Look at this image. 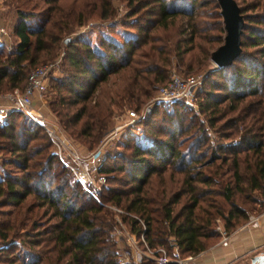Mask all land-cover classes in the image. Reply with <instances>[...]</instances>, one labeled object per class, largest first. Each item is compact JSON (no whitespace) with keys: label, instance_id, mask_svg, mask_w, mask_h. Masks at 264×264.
I'll return each instance as SVG.
<instances>
[{"label":"trees","instance_id":"trees-1","mask_svg":"<svg viewBox=\"0 0 264 264\" xmlns=\"http://www.w3.org/2000/svg\"><path fill=\"white\" fill-rule=\"evenodd\" d=\"M40 1L35 11L14 7L15 43L6 52L0 47V93L20 89L30 65L54 55L63 34L88 23L87 2L84 12H74L61 0ZM124 1L118 25L133 32L122 30L120 40L111 24L107 34L98 30L92 39V28L74 32L60 55L63 70L46 80L54 93L50 111L86 150L107 130L114 107L126 103L137 109L152 95L153 83L166 81L168 53L179 65L183 54L198 48L185 63L189 69L222 41L216 0ZM89 5L99 20L114 17L110 0ZM236 5L242 16L240 50L230 64L207 69L194 94L204 122L193 125L197 114L186 116L182 101H168L170 108L154 104L133 123L151 127L130 138L132 143L122 142L127 157L106 153L97 168L105 177L100 202L142 219L151 246L167 248L172 236L182 255L198 253L264 203V0ZM173 24L170 38L165 31ZM0 139L9 154L2 162L12 169L0 176V207H10L0 211L12 214L9 222H0V264H120L110 235L112 212L59 162L43 128L12 111L0 124ZM35 139L42 140L28 146ZM29 214L35 218L25 228Z\"/></svg>","mask_w":264,"mask_h":264},{"label":"built area","instance_id":"built-area-1","mask_svg":"<svg viewBox=\"0 0 264 264\" xmlns=\"http://www.w3.org/2000/svg\"><path fill=\"white\" fill-rule=\"evenodd\" d=\"M5 30L0 26V46ZM8 50V46H5ZM61 55V54H60ZM57 59L29 68L23 86L0 93V124L8 113L19 111L33 123L42 127L51 143V149L59 162L77 180L80 186L97 202L112 212L110 235L113 239L116 260L120 264H187L192 255H182L172 236L167 237V248L151 246L145 237V224L138 216L114 204L100 202L98 192L105 182L102 173L97 172L103 155L104 145L121 129L143 116L145 109L136 113L134 109L124 110V119L107 130L99 143L91 150L80 152L70 137L61 132L52 122H48L40 107L46 90V80L56 70ZM201 79L200 75L178 74L173 70L164 83L158 84L148 104L156 101H182L194 105L193 93ZM40 102V103H39ZM264 211V203L262 205ZM133 219V222L132 220ZM224 235V234H223ZM264 243V238L262 239Z\"/></svg>","mask_w":264,"mask_h":264},{"label":"rangeland","instance_id":"rangeland-1","mask_svg":"<svg viewBox=\"0 0 264 264\" xmlns=\"http://www.w3.org/2000/svg\"><path fill=\"white\" fill-rule=\"evenodd\" d=\"M96 0H76L74 1L73 3L71 2V0H61V6L63 8H67V7H71L73 9L74 12H77L78 9L82 8L81 10H83L84 12V9L82 7V3L83 2H87V5L84 7L85 10H87L88 12H86L85 14L87 15V24L85 26H82V27H73V30L71 32H68V33H65L63 34L60 39H58V41L56 42L55 46H54V51H53V54L54 55H50L48 57H39V59L32 65H30L27 70L29 68H32L34 66H39V65H42V64H45L47 61H50V60H53V59H57L59 57V61L57 62V65H56V70H54L53 73H50V74H55L56 76H58L60 74V71L63 70V65L61 64V61H60V54L61 52L63 51L64 47L66 46V42L65 40L66 39H69L70 36H72L74 34V32H79L81 30L83 31H87L88 29L92 28L91 31H92V34L91 36H89L87 34V36H89L91 39L94 37V34L95 32H98L101 31V33H104L105 31L107 32L108 28L106 27L107 24H111V31H112V34L114 36V38H116L117 40H120L121 38V32L122 30H133V29H126L125 27H122V26H119L118 25V22L120 20V18H122V13L125 12L126 10V6H125V1L124 0H110L113 7H114V11H115V14H114V17L110 18V19H103V20H99L97 17H96V10H90V3L92 2H95ZM237 4H240V5H244L245 2L249 1V0H235ZM33 4L35 6H33ZM39 4H42L40 0H0V26H2L5 30V33L2 35V40H3V45H1L0 47L3 48V52H6L7 49L5 46H8L9 48L15 43V37L12 35L11 33V29L15 23V20H16V15H15V10H14V7L17 5L19 6L20 8L24 9L25 11H30V10H36V8L39 7ZM210 4L207 5L205 7V9H203L202 7V10H205L207 11V9L209 8ZM200 10V9H199ZM198 18V17H197ZM200 19H204V17H200ZM207 20H210V19H207ZM176 30V27H175V24H173L171 27H169L166 31H165V34L168 33V35H170V38L174 37V32ZM105 32V34H107ZM133 32V31H132ZM213 33H215V31H212ZM164 34V35H165ZM167 35V34H166ZM196 43H200L201 45H203V43L201 41H196ZM8 48V49H9ZM197 49L198 48H192L190 49L188 52H186L185 54H183V63L177 65L172 53H168L167 55L169 56V63L168 65L165 67L166 68V76H168V74L170 73L171 70H173L174 72L178 73V74H192V75H200L201 76V79L199 81V84L198 86H196V89L193 93V97L195 96V92L196 90L201 87V80L202 78L204 77L207 69L213 67V65L211 64V62L208 60V57L204 60H199L198 63L195 64V60H193L192 62V65L189 69H185V63L193 56H197ZM185 72V73H183ZM187 72V73H186ZM157 84L159 83H153L152 86L153 88H156ZM152 95H150L147 99H145L137 109H134L133 108V105L130 104V105H127L126 103H123L121 106L119 107H114L112 112H111V115L109 117V120L107 122V126H106V129L109 130L111 129L115 124L117 123H120L123 119H124V110L125 109H134L136 113H140L141 110L145 109L144 111V114L152 107V105L156 104V105H164L165 107H169L171 106V103L168 102V101H156L154 103H150L148 104V101L149 99L154 95L155 93V89L154 91H152ZM54 95V93L52 92V90H50L48 88V86H46V90H45V93H44V96H43V104L40 103L42 106L40 107L41 111L47 115V119H48V122H52V124H54L59 130H61L62 133H64L67 137H69L66 132L62 129L57 117L55 116V114L53 112L50 111L49 107H48V102L51 100L52 96ZM184 104V109H185V113H186V116H189L190 113H194V114H197V118L196 120L193 118L191 120V122L193 123V125H195L196 121L199 123L201 121H203V116L198 113V109H197V105H196V101H195V98H194V105H188L186 103H183ZM155 106V105H154ZM143 114V115H144ZM141 116H139V118H141ZM138 118V119H139ZM137 119V120H138ZM135 120V121H137ZM135 121L129 123V124H126L124 125L121 129H119L116 134L104 145V148H103V155L106 154V153H110L109 155H114V154H125V156L127 157V152H128V148H124L122 145V142H129V143H132V141H130L129 139L132 138V140H135L137 138H140L142 136V134L144 133V130L148 127H151L149 125H146L144 127L142 126H139L137 124H133ZM158 120L156 119V122ZM156 122H154L155 124H153V127L156 125ZM204 122V121H203ZM195 123V124H194ZM42 128V127H41ZM105 129V130H106ZM106 130V131H107ZM105 131V132H106ZM105 132L98 138V140L96 141L95 145L91 148H94L98 143L99 141L101 140V138L103 137V135L105 134ZM207 132L209 134V136L211 138H215V135L214 133L211 131L210 128H207ZM129 134V135H127ZM145 134V133H144ZM129 136V137H128ZM40 140L42 139H35L31 142H29L28 146H30L31 144H34L36 142H39ZM71 140L74 142V145L79 149V150H86L85 146L83 144H81L80 142L74 140L71 138ZM4 144V139H0V176L3 174V172H8L9 170H12L11 167H9L8 164H3L2 160L4 158H6L9 154L8 152L1 148V145ZM48 150V148H47ZM119 175V174H118ZM162 175L165 176V185L167 187H169V190L168 191H172L174 185L170 184L171 186H169V181H168V178H167V174L166 172L164 171L162 173ZM161 175V176H162ZM176 178V175L174 176ZM155 177L154 176H150L149 177V181H152L154 180ZM173 186V187H172ZM30 197H28L29 199ZM173 208H176L177 205H173L172 206ZM1 210H4V211H7V208H10L9 206H5L3 205ZM40 209L38 210H34L36 213L39 212ZM3 211V212H4ZM14 215V214H13ZM12 217V214H4V213H1L0 211V222H4V221H7L9 222L10 219ZM15 218H17V216H15ZM35 218V215L33 214H29L28 215V218L27 220H25V225H23L25 228L28 227L29 225V221L31 219ZM215 221L217 222V224L219 225V221L218 219H215ZM224 232H221V235H223Z\"/></svg>","mask_w":264,"mask_h":264},{"label":"crops","instance_id":"crops-1","mask_svg":"<svg viewBox=\"0 0 264 264\" xmlns=\"http://www.w3.org/2000/svg\"><path fill=\"white\" fill-rule=\"evenodd\" d=\"M223 234L216 241L192 255L187 264H248L250 256L261 250L264 251L262 207L255 212H249L244 221Z\"/></svg>","mask_w":264,"mask_h":264},{"label":"water","instance_id":"water-1","mask_svg":"<svg viewBox=\"0 0 264 264\" xmlns=\"http://www.w3.org/2000/svg\"><path fill=\"white\" fill-rule=\"evenodd\" d=\"M221 17L223 36L222 41L208 53V60L214 68H221L230 64L238 54L240 47V32L242 16L234 0H216ZM248 264H264V251L249 257Z\"/></svg>","mask_w":264,"mask_h":264}]
</instances>
